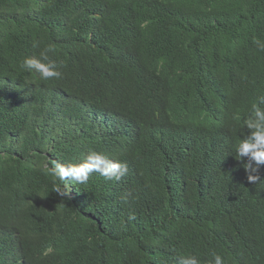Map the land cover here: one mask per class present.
<instances>
[{
	"label": "trees",
	"instance_id": "16d2710c",
	"mask_svg": "<svg viewBox=\"0 0 264 264\" xmlns=\"http://www.w3.org/2000/svg\"><path fill=\"white\" fill-rule=\"evenodd\" d=\"M257 40L264 0H0V264H264V183L235 154ZM49 45L43 81L20 64ZM92 151L128 174L55 194L44 165Z\"/></svg>",
	"mask_w": 264,
	"mask_h": 264
},
{
	"label": "clouds",
	"instance_id": "9594fccd",
	"mask_svg": "<svg viewBox=\"0 0 264 264\" xmlns=\"http://www.w3.org/2000/svg\"><path fill=\"white\" fill-rule=\"evenodd\" d=\"M255 43L258 50L264 52V42L257 40ZM38 46V43H33L34 48ZM53 50V46L49 45L40 51L39 58L34 56L24 58L20 64L21 68L30 73L34 72L43 81L62 78L63 74L59 71L62 65H58L55 60H51L48 56V53ZM261 105H264V95L255 98L249 116L242 119L244 129L247 131L244 138L235 146L236 160L242 163L240 165L244 168L246 180L252 185L264 183V107H261ZM159 117L154 115L149 120L152 128H157L159 122L168 125L166 122L159 120ZM168 153L170 152L165 151L162 153L163 160ZM223 166V156L219 155L207 167L210 171L216 173ZM236 167L240 166L237 165ZM44 168L53 178L52 191L61 198L69 195L66 191V185L69 183L86 184L93 173H98L106 180L114 179L117 181L128 174L126 163L111 160L104 154L96 151L90 152L78 164H62L59 161L53 160L51 166L45 164ZM132 195L131 192H128L122 199L127 202L128 197ZM127 219L128 222H132L137 219V216L135 213H130ZM51 251L52 249L49 247L45 254ZM180 264H201V262L196 255H188L187 257H181ZM207 264H226V262L222 255L213 252Z\"/></svg>",
	"mask_w": 264,
	"mask_h": 264
}]
</instances>
